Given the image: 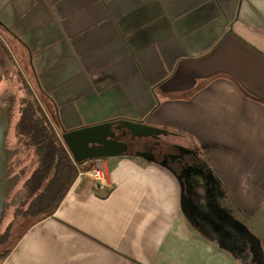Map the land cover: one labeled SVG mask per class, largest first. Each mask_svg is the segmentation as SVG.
<instances>
[{"label": "crops", "instance_id": "obj_1", "mask_svg": "<svg viewBox=\"0 0 264 264\" xmlns=\"http://www.w3.org/2000/svg\"><path fill=\"white\" fill-rule=\"evenodd\" d=\"M0 36L58 137L118 120L173 134L253 237L227 245L187 203L190 219L174 167L130 153L102 159L105 186L76 176L3 264H264V0H0Z\"/></svg>", "mask_w": 264, "mask_h": 264}, {"label": "water", "instance_id": "obj_2", "mask_svg": "<svg viewBox=\"0 0 264 264\" xmlns=\"http://www.w3.org/2000/svg\"><path fill=\"white\" fill-rule=\"evenodd\" d=\"M6 56L0 50V59ZM8 59V57H7ZM13 70H17L14 68ZM8 70L5 71V73ZM3 65L0 64V74L3 76ZM4 73V74H5ZM18 73V72H17ZM18 77V75H17ZM19 78V77H18ZM22 82V81H21ZM23 86V83H22ZM24 87V86H23ZM21 93L17 91L15 83L9 79L1 77L0 82V238L6 228L13 222L14 211L24 201L23 185L28 177H31L33 166L26 159L27 153L21 142L13 143L11 139L14 135L15 124L19 114V101ZM34 102V101H33ZM61 135L57 140L62 144L63 149L76 164H85L93 159H104L130 154L128 148L132 142L143 139H158L160 136L173 135L169 132L157 128L145 126L141 122L128 120L109 121L93 126L83 127L76 130L66 131L58 124ZM121 137H129L131 143L127 144ZM135 140V141H134ZM181 150V149H180ZM136 155L148 158L145 153L135 152ZM181 157H179L180 159ZM160 164L167 166L166 159ZM185 179H187L185 177ZM182 198L184 197L185 181H179ZM187 185V183H186ZM212 197V198H211ZM206 208L208 212L204 214L207 221L229 227L243 236L246 240H251L252 235L242 225L234 222L214 201L213 195L206 194ZM190 200H188V205ZM194 208H192L193 210ZM196 209V208H195Z\"/></svg>", "mask_w": 264, "mask_h": 264}, {"label": "flooded vegetation", "instance_id": "obj_3", "mask_svg": "<svg viewBox=\"0 0 264 264\" xmlns=\"http://www.w3.org/2000/svg\"><path fill=\"white\" fill-rule=\"evenodd\" d=\"M0 50L4 51L6 54V56H2L0 59V64L3 65V76L0 74V82L1 77L9 79L12 83H15L17 91L20 92L21 97H23L20 98L19 101L18 119L15 124L14 135H12L11 139L15 144L21 142L20 144L25 147L27 153L26 159L29 161L30 165L34 167L32 168L33 173L31 177H28L23 185L25 192L24 201L14 211L13 222L9 227V229H13L18 221L28 218L29 212L44 199L46 194L53 195L59 188L61 184L60 178H55L54 175L57 167L62 162L64 149L62 144L57 140V133L54 125L44 115L35 95L21 75L17 64L10 54L9 48L3 42L1 36ZM14 68L18 69V73L16 70H13ZM6 70L8 71L5 73ZM120 138L127 144L131 143V139L127 136H120ZM138 144L141 146L138 149L142 150L141 153H145L147 156L162 154V149H159L160 146L156 142L153 143L149 140L132 142L128 151H136L137 149L135 146ZM183 152L184 151H182V153ZM189 155L192 156L193 154ZM191 159L189 161V159L186 160L183 158L182 162L176 161L175 159H172L173 161H166L167 164L178 163L180 170H182L185 166V168H187L189 165H192L193 159ZM183 176L185 177V173L182 174V178ZM53 179L55 183H52ZM187 179L185 180L188 183L189 179Z\"/></svg>", "mask_w": 264, "mask_h": 264}, {"label": "rangeland", "instance_id": "obj_4", "mask_svg": "<svg viewBox=\"0 0 264 264\" xmlns=\"http://www.w3.org/2000/svg\"><path fill=\"white\" fill-rule=\"evenodd\" d=\"M27 85L30 88L29 84H27ZM30 90H33L32 85H31ZM153 140H155L156 143L157 142L159 143L160 141L163 142V143H167V144L169 142L174 143V145H171L169 147L166 146L167 148H163V149L160 146L159 149H162V154L155 156L157 160H161L162 161L163 159H166L167 161L168 160H171L172 161V159H175L176 161H179L178 160L179 157H181V159L182 158H185L186 154H188V155L189 154H193V155L197 156V153H198L197 150H196L197 149L196 147H193V146H190V145L186 144V142H184L183 140L180 141V143L183 145V146H179V149H181V150L177 149V147H178L177 144H178L179 141H177V140L175 141L174 140V137H172V136L171 137H168V136L167 137L166 136H160L158 139H153ZM153 140H152V142L154 143L155 141H153ZM135 147L137 149L136 151L133 150V151H129V152L130 153H135V152H140L141 153L142 152V150H139L138 149V148L141 147L139 144L137 146H135ZM182 151H184V152L182 153ZM176 164L177 163H173V164H170V165L172 167H174L176 170L177 169L180 170V167L179 166L177 167ZM185 167L182 170H180V173H179L180 177H182V174H184V173H186V172L189 171V173H187V175H188L187 178L189 179L188 183L186 182L184 176H183L184 179L182 178V181H185L187 183V185H186V183L184 185V187H185V191H184V197H185V199L184 200L187 203H188V200H190L189 204L192 207L196 208V210L197 209H201V210H203L202 212L204 214H206L208 212V210H205L206 209L205 195L207 194V191H205V189H201V180L202 179L200 180L198 178V171L201 170V172H202V169H200V168L198 169V164L195 163V162H192V165L191 166L189 165V167H187V168H185ZM76 173H77V170H76ZM212 195L213 194H210V196H212ZM186 208H188V207L185 206V210H186ZM186 211H187V214L190 217V219H192L191 218L192 217L191 216V212L189 210H186ZM32 222H33L32 219L28 217L26 220H20V221H18L14 225L13 229H9L10 225L6 228V230L4 231V234L0 238V255L2 253H4L6 250H11L12 249V247L14 246V244L16 243V241L18 240V238L24 233V231L31 225ZM228 231H229V229H228ZM208 233L211 234L210 232H208ZM231 234H234V236H236L238 233L237 232H234V230H233V231H231ZM261 235L263 236L264 233H261ZM238 236H239L238 239L241 240V241H243V242H245V244H248V245L251 244V242H252L251 240H245V238L243 236L240 237V234H238ZM218 238H222V237H218ZM232 239L236 241V238H232ZM239 244H240V242H239ZM227 245H230V244H227ZM244 249L245 248L243 247L242 250H244ZM240 262H241V264H243L241 258H240Z\"/></svg>", "mask_w": 264, "mask_h": 264}, {"label": "trees", "instance_id": "obj_5", "mask_svg": "<svg viewBox=\"0 0 264 264\" xmlns=\"http://www.w3.org/2000/svg\"><path fill=\"white\" fill-rule=\"evenodd\" d=\"M175 172H176L177 178L179 180H181L182 177H180V175H179L180 172L178 173L176 170H175ZM54 176H55V178H57V177L60 178L61 184H60L59 188L55 191V193H53V195L52 194H46L44 196V199L37 206H34V208L29 212L27 217L31 218L33 221L30 226L48 218V217H51L54 214L57 207L61 203L63 197L65 196L66 192L68 191V189L70 188V186L72 185V183L74 182V180L77 176L76 169H75L69 155L66 153L65 150H63L62 162L57 167ZM54 179H53L52 183H55ZM184 199H185V197H183L182 201L184 202V205L186 206L187 202H185ZM188 207H191V205H188ZM193 210H195V209H193ZM197 210H195L194 213L201 214V212L199 210L198 211ZM228 229L230 232L233 231L229 227L222 226L221 229L219 230L220 235L222 236V238H224L226 243H229L233 248H235V246H234L235 240L232 239L231 234L228 231ZM240 237H242V236H240ZM252 240L253 239H251V241ZM10 251L11 250H6L4 253H2L0 255V262H3L6 259L7 255L9 254ZM254 254H255V252H254Z\"/></svg>", "mask_w": 264, "mask_h": 264}, {"label": "built area", "instance_id": "obj_6", "mask_svg": "<svg viewBox=\"0 0 264 264\" xmlns=\"http://www.w3.org/2000/svg\"><path fill=\"white\" fill-rule=\"evenodd\" d=\"M72 163L77 170L78 177L87 175L98 186L102 187L106 185L107 173L102 159H93L85 164H76L73 161ZM0 264H3V262H0Z\"/></svg>", "mask_w": 264, "mask_h": 264}]
</instances>
